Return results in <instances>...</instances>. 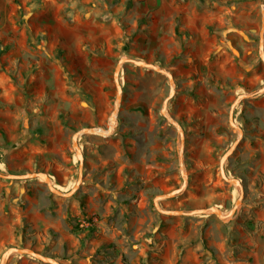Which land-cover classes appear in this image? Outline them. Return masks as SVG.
<instances>
[{
  "label": "rangeland",
  "instance_id": "obj_1",
  "mask_svg": "<svg viewBox=\"0 0 264 264\" xmlns=\"http://www.w3.org/2000/svg\"><path fill=\"white\" fill-rule=\"evenodd\" d=\"M264 0H0V256L26 246L60 264H264V91L242 98V136L224 163L242 185L219 174L237 136L228 122L239 94L264 86L258 40ZM264 36V33H263ZM124 63L116 117L113 71ZM184 144L179 159L178 129ZM98 129V130H97ZM91 227L79 235L73 230ZM6 264H48L13 254Z\"/></svg>",
  "mask_w": 264,
  "mask_h": 264
},
{
  "label": "water",
  "instance_id": "obj_2",
  "mask_svg": "<svg viewBox=\"0 0 264 264\" xmlns=\"http://www.w3.org/2000/svg\"><path fill=\"white\" fill-rule=\"evenodd\" d=\"M262 14L264 15V8H262ZM263 33H264V18L262 17V24H261V28H260V32H259L258 49H259L260 59L264 64V36H263ZM124 63H129V64H133L136 66H142L145 68H150V69H153L154 71H156L158 73L164 74L167 77L168 82L170 84V92H169V96L165 99L163 107L161 109V113L164 116H166V113H165L166 103H167L168 99H170L172 94L174 93V90L172 87V80H173L172 74L170 72H168L167 70L162 69V68L154 65L153 63H150L148 61H144L141 59L131 58V57H120L117 60L115 69L113 71V80H114L115 88H116L115 106L116 107L118 106V101H119L120 95H121V85L119 82V75H120L121 67ZM262 91H264V86L262 88L258 89L255 93L239 94L235 97L234 101L231 103V106H230L228 122L231 126H233L236 129L237 136H236L235 140L233 141V143L226 149V151L221 155V157L219 159V174H220V176L225 181L236 185L238 187V190H239V196L237 197V199L235 200L233 206L229 209V211L226 214H222L220 212V210L215 206L199 207V208H194V209L189 210V211L179 210V209H164V208L160 207L157 203L158 200L171 198L183 190V188L186 184V176L184 175V173H182V184L179 187L172 189L171 191H168V192L163 193L161 195H157L155 197L154 203H155L156 208L159 211H161L162 213H165V214L182 215V216H190V215H196V214H202V213L210 212V213L216 214L221 219H227L236 213L237 209L240 207L241 197L243 194L242 185L240 184L238 179H236L235 177H229L226 174L225 167H224V163L226 162V160L228 159V157L230 156V154L232 153V151L234 150V148L236 147L238 141L240 140V138L242 136V129L234 122V119H233L234 107L236 104H238L240 102V100L242 98L252 97V96H254L257 93H260ZM116 110H117V108H114V111H116ZM115 117H116V115H115ZM168 119H169V122L172 123L174 126H176V128L178 129L179 140H180L179 159L181 160L182 148H183V144H184L183 132L179 128V125L176 121H174L172 118H168ZM87 129H92V128H84V130H87ZM72 146H73L75 153H76V156L78 158L79 167H78V176H77L76 182L74 183L72 188L68 191H62V190L58 189L57 187H55L54 185H52L49 176L43 171H25L22 173L0 172V177L4 178V179H10V180H27V179L39 178L46 183L48 189L52 193H55V194H57L59 196H63V197H70L74 193V191L78 188V186L81 182V177H82V159H83V156H82L77 132H75L72 136ZM13 254L30 256L32 258H35L41 262H45L48 264H60L55 259H53L49 256H46V255H43V254L35 251L33 248L26 247V246H17V245H10L3 250V252L1 253V256H0V264H6L9 257Z\"/></svg>",
  "mask_w": 264,
  "mask_h": 264
},
{
  "label": "trees",
  "instance_id": "obj_3",
  "mask_svg": "<svg viewBox=\"0 0 264 264\" xmlns=\"http://www.w3.org/2000/svg\"><path fill=\"white\" fill-rule=\"evenodd\" d=\"M73 230L76 232L77 235H79L82 231L87 230L86 236H88L89 232H91V227L87 226V227L78 228L76 224L74 225Z\"/></svg>",
  "mask_w": 264,
  "mask_h": 264
},
{
  "label": "bare ground",
  "instance_id": "obj_4",
  "mask_svg": "<svg viewBox=\"0 0 264 264\" xmlns=\"http://www.w3.org/2000/svg\"><path fill=\"white\" fill-rule=\"evenodd\" d=\"M115 108H117L116 106H115ZM115 114H116V111H114L112 114H111V117H110V119H111V121H114L115 120ZM84 129H82V130H80V131H78L77 132V136L83 131ZM98 130V129H97ZM52 184V183H51ZM218 208V207H217ZM219 209V208H218ZM220 210V209H219ZM220 212L222 213V211L220 210ZM222 214H226V213H222Z\"/></svg>",
  "mask_w": 264,
  "mask_h": 264
}]
</instances>
